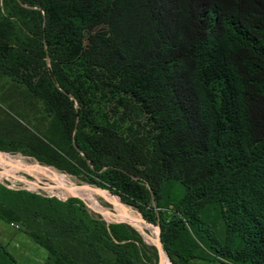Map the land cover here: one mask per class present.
<instances>
[{
  "label": "trees",
  "instance_id": "1",
  "mask_svg": "<svg viewBox=\"0 0 264 264\" xmlns=\"http://www.w3.org/2000/svg\"><path fill=\"white\" fill-rule=\"evenodd\" d=\"M0 73L24 85L93 174L159 227L171 264H264V0H11ZM32 155L74 176L78 168ZM77 204L62 221L87 255L158 264L128 223ZM71 215V212L68 211ZM16 224L64 263L51 236Z\"/></svg>",
  "mask_w": 264,
  "mask_h": 264
},
{
  "label": "rangeland",
  "instance_id": "2",
  "mask_svg": "<svg viewBox=\"0 0 264 264\" xmlns=\"http://www.w3.org/2000/svg\"><path fill=\"white\" fill-rule=\"evenodd\" d=\"M7 2L12 4L11 0H0L1 13ZM50 123L51 119L44 112L40 101L33 97L24 85L0 73V158L15 157L23 162L22 165L12 161L0 162V213L15 220L19 225H29L50 235L61 255L59 258L64 263L69 261L70 264H109L111 256L101 247L96 248L102 262L96 263L94 258L87 255L86 246L78 238L71 239L64 234L62 221L78 219L80 215L78 205L70 204L69 200H79L88 214L99 215L106 224H130L119 218L121 207L138 219L141 216L136 209L122 203L109 189L83 181L84 177L93 176L91 167L88 171L78 163V154L58 136L57 131L51 129ZM47 143L55 152L52 156L75 165L80 174L70 175L38 161L32 155L31 148ZM36 168L41 174L35 173ZM57 177H62L79 188L85 187L88 188L86 190L95 192V205L79 191L63 187ZM131 226L138 231L146 244H155L157 232L153 226L145 223L143 226ZM30 264H58V260L56 256L37 245ZM189 264L222 263L195 259Z\"/></svg>",
  "mask_w": 264,
  "mask_h": 264
},
{
  "label": "crops",
  "instance_id": "3",
  "mask_svg": "<svg viewBox=\"0 0 264 264\" xmlns=\"http://www.w3.org/2000/svg\"><path fill=\"white\" fill-rule=\"evenodd\" d=\"M37 245L16 224L0 219V264H30Z\"/></svg>",
  "mask_w": 264,
  "mask_h": 264
},
{
  "label": "bare ground",
  "instance_id": "4",
  "mask_svg": "<svg viewBox=\"0 0 264 264\" xmlns=\"http://www.w3.org/2000/svg\"><path fill=\"white\" fill-rule=\"evenodd\" d=\"M8 161H12V162H15V163L21 164V165L23 164V162L19 158H16V159H15V157L14 158H11V157L0 158V162H8ZM35 170H36L35 173L41 174V172L37 168ZM56 179L58 180V182L63 187L68 188V190L79 191L86 199L91 201L93 204L95 203L94 197H93L94 195H97L95 192H91L89 190H86L88 188H85V187H81L82 188L81 189V188L77 187L74 183L68 182V180L65 181L62 177H57ZM102 198L105 199L104 197H102ZM119 218L122 219V220H126L127 222H129L131 225H133L135 227L138 226V225H142V226L144 225V222H142L140 219L136 218L134 215L130 214L123 207H121L119 209ZM163 255L164 254L161 252V254H160L161 264H169L168 259L164 257L165 255L164 256Z\"/></svg>",
  "mask_w": 264,
  "mask_h": 264
},
{
  "label": "water",
  "instance_id": "5",
  "mask_svg": "<svg viewBox=\"0 0 264 264\" xmlns=\"http://www.w3.org/2000/svg\"><path fill=\"white\" fill-rule=\"evenodd\" d=\"M140 220L142 221V222H144L145 224H148L147 222H145L142 218H140ZM149 225H151V224H149ZM151 226H153V225H151ZM155 229H156V238H155V244H154V246H155V248H156V250H157V254H158V264H160V254H161V252L166 256V258H167V255H166V253H165V251L163 250V248H162V246H161V244H160V239H159V227L158 226H153ZM168 259V258H167ZM168 262H169V260H168ZM170 263V262H169ZM171 264V263H170Z\"/></svg>",
  "mask_w": 264,
  "mask_h": 264
}]
</instances>
